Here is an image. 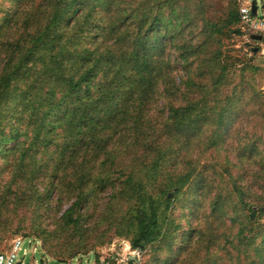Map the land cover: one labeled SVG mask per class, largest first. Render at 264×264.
Here are the masks:
<instances>
[{
  "label": "trees",
  "instance_id": "1",
  "mask_svg": "<svg viewBox=\"0 0 264 264\" xmlns=\"http://www.w3.org/2000/svg\"><path fill=\"white\" fill-rule=\"evenodd\" d=\"M192 3V0H16L14 8L4 14L0 25V156L5 163L18 154L28 158L29 150L22 145L26 140L20 139L30 137L31 131L34 143L56 148L53 166L56 182L52 183V190L65 191L67 199L72 200L61 218L66 227L82 228L84 207L97 192L95 187L99 183L101 189L119 188L115 198L128 203L129 211L117 219V227L119 235L130 237L133 249L145 250L163 242L165 246L171 245L172 251L181 226L175 217H170L174 200L188 187L189 197L198 201L196 210L209 196L211 181L205 175L208 167L203 166L202 174L188 161L187 170L177 171L180 162L173 158L176 154L173 142L184 139L188 141L185 145H189V133H202L200 120L220 121L212 144L217 147L220 141L224 142L222 131L229 123L230 109L239 99L231 96L217 110L218 89L229 68L237 63L222 61L221 53L209 56L207 53L209 46L223 35L243 33L238 27L241 19L237 0H230L224 6L225 14L219 18H216L218 4L210 0H203V10L196 9L197 15L203 11V40L198 46L203 51L200 67L203 76L212 77V86L203 85V96L199 99H187L185 93V104H168L159 130L152 123L158 115L151 113L159 94L172 99L181 89L170 76L172 61L162 55L167 44L176 45L178 50L187 51L180 54V60L188 63L191 55L188 47L176 43L184 34L188 11L193 12ZM185 85L197 87L192 81ZM14 96L22 109L17 121L26 122L25 132L7 122L11 113L6 104ZM13 142L16 143L12 145ZM125 154H132L133 158L127 162ZM241 157L244 161L252 160L253 148L249 155ZM169 162L175 166L173 170L167 169ZM20 164L21 159L15 165L17 169ZM114 169L125 178H112ZM3 173L12 177L6 184L8 188L16 186L19 190L24 184L20 171L18 177L10 175L7 169ZM261 177L264 178L263 172ZM158 184L161 186L155 189ZM171 190L173 198L169 196ZM236 192L239 203L248 206V213L241 222L244 227L237 232L240 244L233 246L241 250L244 242L253 239L255 255L262 259L264 202L250 204L240 187L237 186ZM210 199L211 210L217 213L213 221L206 219L204 228H195L188 234L192 237L194 233V238L203 235L205 248L216 240L214 233L223 216L220 206L226 200L223 189L218 188ZM239 219L238 215L231 216L233 222ZM111 221L115 223L114 219ZM254 223L261 224L260 231L250 238ZM188 247L191 244L182 249L186 252ZM167 264L180 261L173 259Z\"/></svg>",
  "mask_w": 264,
  "mask_h": 264
},
{
  "label": "rangeland",
  "instance_id": "2",
  "mask_svg": "<svg viewBox=\"0 0 264 264\" xmlns=\"http://www.w3.org/2000/svg\"><path fill=\"white\" fill-rule=\"evenodd\" d=\"M210 1L218 4L216 18H219L225 14L224 6L230 0ZM256 1L260 6L258 13L260 17L264 13L262 9L264 0ZM15 2L16 0H0V25L4 14L14 8ZM192 2L190 10L193 12L188 11L189 17L183 24L184 34L178 37L176 43L179 46L184 44L182 47H188L191 54L188 63L180 60V54L187 51L178 50L176 45L167 44L162 55L165 60L172 61L170 76L181 85V89L173 95L172 99L168 97L165 99L164 95L159 94L153 103L151 113L158 116L153 118L152 123L158 130L162 127L163 117L167 115L168 104L173 103L176 106L185 104L183 101L185 93L187 99H199L203 96L204 91L201 89L203 85L209 88L212 86V77L209 74L203 76V69L200 67L203 51L198 46L203 40V33H201L203 11L197 15L196 9L203 10V0H192ZM179 10L182 11V9ZM212 14H214L213 7ZM238 27L242 29L241 35L235 34L231 37L228 34L223 35L217 43L209 46L207 53L208 56L211 53H221L222 61L230 64L234 61L237 63L236 66L232 65L229 68L226 80L218 89L220 103L217 110L222 109L231 96H234L235 100L239 99L230 109L229 123L222 131L224 142L220 141L217 147L212 144L215 127H218L220 123L218 120L212 122L200 120L202 133L199 135L189 133L191 140L189 145H185L188 141L184 139L181 142H173L175 149L173 151H176L173 158H178L180 162L177 165V171L187 170L188 161L195 164L202 174L203 166L208 167L205 175L210 179L211 185H209L210 192L207 194L209 196L203 199L199 209L195 210L198 201L193 202L196 198L189 197L188 187L184 188L174 200L170 217H175L181 226L172 251H170L171 245L165 246L163 242L152 244L145 250H134L130 237L119 235L117 227V219L129 211L128 203L123 199L115 198V191L119 188L107 186L101 189L98 182L95 187L97 192L92 194V199L88 200L84 207L82 228L78 230L66 227L61 218L72 200L67 199L68 195L65 191L58 193L52 190V183L56 182L53 172L57 156L56 148H46L40 143H34L36 142L33 141L34 132L31 131L30 137L23 136L20 139L26 140L22 145L29 150L28 158L23 159L22 155L18 154L5 163L3 156H0V180H2L0 253L10 250L14 238L23 237L31 239L33 243L30 244L26 240L24 247L28 249V253L27 255L23 252L19 254L22 264H55L61 263L60 260L70 261L78 255H89V264H94V260H100L101 257L106 259V264L109 262L129 264L128 257H134L135 264H167L173 259L180 261V264H254L253 260L258 264H264V258L259 259L255 255L253 239L244 242L241 250L233 246V244H240L236 237L237 232L244 227L241 222L245 221L248 213V206L243 207L238 201L237 186L246 193V199L250 204L264 202V178L261 177L262 172L264 174V54L261 52V41L254 40L251 35L246 34L242 26L238 25ZM1 39L2 34H0V41ZM194 51L196 55H193ZM187 81L194 82L197 87H187L185 85ZM207 87L206 90H208ZM17 101L15 97L6 104L11 113L7 122L18 125L25 132L26 122L18 123L17 121L22 112ZM8 132L9 130L6 131ZM15 143L13 142L12 145ZM251 148L254 151L253 159L242 160L243 157L240 158V155H249ZM123 158L129 162L133 155L125 154ZM20 159V168L17 169L15 165ZM174 168L171 162L167 164V169ZM4 169H7L10 175H17L18 171L23 174L25 180L19 190L16 186L14 189L8 188L6 184L11 182L12 177H6L3 173ZM111 177L125 178L118 169H114ZM160 186L158 184L155 189ZM218 188L223 189L226 200L225 204L220 206L223 208V216L220 219L221 222L217 224V233H214L216 238L214 244L210 248L203 247V235L194 238V233H191L193 241L190 243L192 237L188 234L191 230L204 228L205 220L212 222L217 214L211 210L213 201L210 198H214ZM172 192L173 190L169 196L173 198ZM233 215H238L241 219L233 222L231 220ZM112 219L115 223H112ZM260 225L254 223L255 229L250 233V238L255 232L260 231ZM122 230L126 231L125 228ZM248 231L246 230V234ZM33 244L38 248L37 253H33ZM189 244L191 247H188L185 252L182 248H186ZM159 246H161L160 249H158Z\"/></svg>",
  "mask_w": 264,
  "mask_h": 264
},
{
  "label": "built area",
  "instance_id": "3",
  "mask_svg": "<svg viewBox=\"0 0 264 264\" xmlns=\"http://www.w3.org/2000/svg\"><path fill=\"white\" fill-rule=\"evenodd\" d=\"M237 4L241 19V26L245 30L246 34L248 33L251 36L253 34L262 35L263 40L261 41L260 46L262 47L261 52L262 54H264V13L260 17L258 16L260 6L258 5L256 0H237ZM254 4L257 5V10L255 13L253 12ZM262 9L264 10V4L262 6ZM26 240L30 244L33 243L31 239H25L23 237L14 238L10 250L7 252L0 253V264H22L21 260L19 259V254L20 252H23L24 255H27L28 249L24 247ZM128 247L129 249H131L130 245ZM37 252L38 248L33 244V253ZM127 260L131 261L129 257L127 258ZM84 262L85 264L90 263L89 255H78L70 261H64L55 264H83ZM112 263L109 262L108 264ZM94 264H106V259L104 257H101L100 260H94ZM118 264L123 263L119 262Z\"/></svg>",
  "mask_w": 264,
  "mask_h": 264
},
{
  "label": "water",
  "instance_id": "4",
  "mask_svg": "<svg viewBox=\"0 0 264 264\" xmlns=\"http://www.w3.org/2000/svg\"><path fill=\"white\" fill-rule=\"evenodd\" d=\"M256 10H257V5L254 4V6H253V12L255 13ZM251 37H252L254 40H257V41H262V40H263L262 35H254V34H253ZM130 260L135 261V258H134V257H131Z\"/></svg>",
  "mask_w": 264,
  "mask_h": 264
}]
</instances>
